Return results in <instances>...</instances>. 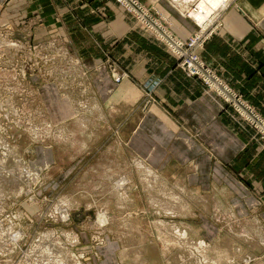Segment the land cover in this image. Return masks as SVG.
Wrapping results in <instances>:
<instances>
[{"label":"crops","instance_id":"obj_1","mask_svg":"<svg viewBox=\"0 0 264 264\" xmlns=\"http://www.w3.org/2000/svg\"><path fill=\"white\" fill-rule=\"evenodd\" d=\"M140 1L177 36L198 31L188 10L200 0ZM17 20L25 24L20 34L56 39L81 61L84 102H94L100 125L126 145L137 166L211 199L218 221L197 210L195 231L199 240L227 247L226 257L220 251L215 259L264 264V144L233 106L182 70L166 44L116 0H0V24ZM215 22L201 57L264 117V0H229ZM148 80L158 82L146 104ZM47 85L57 104L53 116L74 117L69 95ZM177 230L188 235L186 225Z\"/></svg>","mask_w":264,"mask_h":264},{"label":"rangeland","instance_id":"obj_2","mask_svg":"<svg viewBox=\"0 0 264 264\" xmlns=\"http://www.w3.org/2000/svg\"><path fill=\"white\" fill-rule=\"evenodd\" d=\"M10 25L0 24V264H227L214 258L220 251L226 257L227 247H213L195 231L197 210L218 221L211 199L137 166L100 125L94 102H84L81 61L56 39L20 34L19 20ZM153 81L143 83L146 104ZM50 82L69 95L74 117L50 112L57 107ZM236 112L264 144L254 123ZM178 225L187 226V236Z\"/></svg>","mask_w":264,"mask_h":264},{"label":"built area","instance_id":"obj_3","mask_svg":"<svg viewBox=\"0 0 264 264\" xmlns=\"http://www.w3.org/2000/svg\"><path fill=\"white\" fill-rule=\"evenodd\" d=\"M127 8L136 13V17L151 29L158 38H160L176 55L177 65L188 75L196 76L205 81L211 88L216 90L217 94L242 114L246 119L253 122L257 127L260 137L264 139V120L257 111L243 99L227 82L222 79L201 57L199 49L203 42L213 31L216 25H212V20H204L207 23L204 27L199 23V30L192 36L183 39L177 36L167 25L157 22L150 17L149 10L139 2V0H118ZM202 26V27H201ZM120 76H115L119 79ZM158 80L150 82L148 86L152 89Z\"/></svg>","mask_w":264,"mask_h":264},{"label":"bare ground","instance_id":"obj_4","mask_svg":"<svg viewBox=\"0 0 264 264\" xmlns=\"http://www.w3.org/2000/svg\"><path fill=\"white\" fill-rule=\"evenodd\" d=\"M229 0H200L196 5L195 9H192L189 14L203 27L207 24L204 20L214 19L219 10L228 3ZM201 26V27H202Z\"/></svg>","mask_w":264,"mask_h":264}]
</instances>
